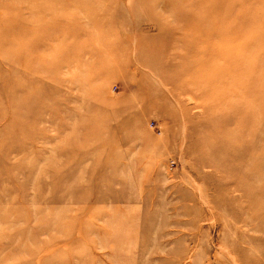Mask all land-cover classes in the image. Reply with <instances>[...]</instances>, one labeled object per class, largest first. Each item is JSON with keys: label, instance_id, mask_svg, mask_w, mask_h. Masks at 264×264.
I'll use <instances>...</instances> for the list:
<instances>
[{"label": "rangeland", "instance_id": "rangeland-1", "mask_svg": "<svg viewBox=\"0 0 264 264\" xmlns=\"http://www.w3.org/2000/svg\"><path fill=\"white\" fill-rule=\"evenodd\" d=\"M0 264H264V0H0Z\"/></svg>", "mask_w": 264, "mask_h": 264}]
</instances>
